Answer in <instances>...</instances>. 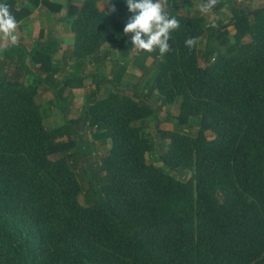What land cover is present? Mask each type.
<instances>
[{
  "label": "trees",
  "instance_id": "16d2710c",
  "mask_svg": "<svg viewBox=\"0 0 264 264\" xmlns=\"http://www.w3.org/2000/svg\"><path fill=\"white\" fill-rule=\"evenodd\" d=\"M13 1L0 3L17 21ZM99 1L76 8L67 0L57 18L70 22L74 59L96 56L105 44L122 53L132 47V34L123 32L132 15L126 0H109L110 12ZM183 1L163 0L180 27L170 52L142 51L154 68L143 96L114 83L61 126L45 125L37 82L50 86L49 102L56 104L64 87L84 78L55 80L58 39L0 50V264H264V6L251 11L237 0H218L213 11L225 7V26L234 29L221 48L211 42L227 28L208 30L201 13L180 10ZM189 37L198 38L191 52ZM33 69L39 73L32 83L17 80ZM151 96L162 106L178 105L180 127L199 119L194 132L158 123L156 134L168 140L160 165L145 156L152 143L142 122L155 106L143 97ZM79 125L108 142L99 157L104 180L87 205L73 167L81 147L71 133Z\"/></svg>",
  "mask_w": 264,
  "mask_h": 264
},
{
  "label": "rangeland",
  "instance_id": "374dc122",
  "mask_svg": "<svg viewBox=\"0 0 264 264\" xmlns=\"http://www.w3.org/2000/svg\"><path fill=\"white\" fill-rule=\"evenodd\" d=\"M238 2H241L242 5L248 9L253 10L255 8L264 6V0H237ZM206 2V0H185L182 2V4L179 6L181 11H188L191 13H201L206 18V24L207 29H215L217 27H220V29L227 28V32L224 36L221 37V39H215L211 42L213 46L223 47L225 44L224 42H231L232 38L231 35L234 32V29L232 26H225L228 24L229 21V15L224 7L219 13H215V11L203 13L200 11V4ZM67 25H69V21H67ZM246 39V38H245ZM205 41L204 38L201 39V44ZM67 45H64V50L70 48L71 51V44L65 43ZM224 44V45H223ZM225 51V49H222ZM136 51V54L134 52ZM142 55V51H138L135 48H131V55L132 56H139ZM130 55V54H129ZM120 58V56H119ZM134 61H137L134 59ZM148 65L151 63L150 67L147 66L146 71H142L141 76V82L140 85L138 84V87L136 89L137 92L142 91L143 86L146 87L148 83L151 82V78L153 76L154 68H152V60L149 58L146 62ZM135 65L136 63H132ZM132 64H130V67H132ZM36 68V67H35ZM7 71H9V74H12L14 72V67L11 66L7 68ZM39 73L38 70L33 69V75L30 74L29 76L20 73L17 80L26 82V83H32L33 78L37 76ZM82 76H85V80L80 83V85L77 84L76 81H72L67 85V87H64V89L60 93V98L58 103H50L48 97L50 96L49 93H51L52 89L50 86L48 88L45 87L44 84H40V93L37 97V102L39 103L40 107L44 110L45 114V125L49 128L61 126L64 124V122L68 119L74 120L75 118L79 117L81 115V110L86 106V103L88 102V99H86V95L89 92V86L90 82L93 77L90 74V72H87L86 70L81 71V73H75ZM13 75V74H12ZM91 78V79H90ZM61 80H59L60 82ZM135 82V80H132V77L130 78L129 84L127 87L131 86V84ZM105 84L107 86V90L103 92L102 95H105L111 88L115 89V86L112 85L115 83L110 81H106ZM92 84V82H91ZM143 85V86H141ZM133 86V85H132ZM140 86V87H139ZM53 96V92H52ZM96 99V98H93ZM150 102L154 104L155 106V112L148 117L146 120L142 122V124L145 127L146 133L148 132L150 135L152 148L146 152V158L148 162L154 164V165H160L159 162V153L167 146L168 140H164L159 138V136L156 134V126L158 123L161 125V128H167V129H173L176 127H180L177 125V119L175 118L179 113H181V110L178 108V105H172L170 107H165L160 105L159 102L156 100L154 101V97L151 96ZM67 105V107L64 106ZM63 107V110L61 108ZM67 110H64L66 109ZM77 125V124H76ZM199 125V119L198 118H189L184 124L181 125L180 128H182L184 131L194 132ZM94 132V127L84 128L83 126H78L76 130V134L71 133L72 138H77V143L80 145L81 149V156L78 153L75 154V158L73 159V167L76 173L78 174L81 182V186L83 188V192L79 196V200L82 204H90L93 201V195L92 190L95 187H98L99 183L104 180V173L99 168V157L105 152L108 142L101 141L99 139H94L92 137V133ZM210 135V134H209ZM77 148L73 147L72 151H76ZM174 176H178L180 178H183L186 173H178L174 172Z\"/></svg>",
  "mask_w": 264,
  "mask_h": 264
},
{
  "label": "crops",
  "instance_id": "0c3cea01",
  "mask_svg": "<svg viewBox=\"0 0 264 264\" xmlns=\"http://www.w3.org/2000/svg\"><path fill=\"white\" fill-rule=\"evenodd\" d=\"M66 2L67 0H14L13 4H11L12 9L21 13V19L17 20V29L13 33L15 36L14 42L22 43L26 48H32L39 43H44L50 37L57 38L60 43V50L53 59V62L58 69L54 78L56 81H59L69 75L82 76L75 73H81L83 70L90 72L92 75L91 77L93 78L91 80L92 84L90 82L89 92L86 95L88 102L94 100L93 98H100L103 96H101V94L107 90V86L104 83L107 80L110 82L115 81V83L119 85V88L125 90L128 94L141 93L140 96H143L142 92H145L146 87L141 85L143 86L141 88L139 86V89H142L140 92H137L136 89L142 80L141 70L144 72L147 70L145 69L147 66L150 67L151 63L146 65L147 59L149 60V58H151L153 64L152 57H144L143 55H140V53L139 56H132L131 48L133 49V46L127 50V52L122 53L119 48L105 44L101 47L96 56L80 60L72 57L70 48L64 50V45H67L65 43H69L71 46L73 45V33L70 29V22L69 25H67V21L69 20H57L59 16L65 14L64 7ZM81 2L82 0H72V3L76 8L81 5ZM98 7L104 11L110 12L112 5L109 0H100L98 2ZM23 8H25V10H22ZM27 9H30L28 11L29 13L23 17L22 14ZM10 43L13 42L5 40L3 34L0 33V50ZM134 54H136V51ZM134 59L137 61H134ZM132 63L136 64L133 65ZM130 64H132V67L134 66L135 70L130 67ZM82 77L85 80V76ZM131 77L135 82L127 87ZM98 80H102L103 83L98 85ZM44 85L48 88L47 84ZM52 92L53 91L49 93L50 96L46 100L50 101L53 98ZM143 98L146 101L147 99H150V97Z\"/></svg>",
  "mask_w": 264,
  "mask_h": 264
},
{
  "label": "clouds",
  "instance_id": "9594fccd",
  "mask_svg": "<svg viewBox=\"0 0 264 264\" xmlns=\"http://www.w3.org/2000/svg\"><path fill=\"white\" fill-rule=\"evenodd\" d=\"M218 0H206L200 4V11L211 12ZM131 16L123 28L124 34L131 33V44L138 51L153 52L157 49L161 55L172 50L169 39L173 31L178 30L180 22L175 16H170L165 9L163 0H126ZM115 11L114 6L110 9ZM17 29V21L11 14L6 3H0V33L5 40L15 41L13 33ZM197 37L185 40L189 52L197 45Z\"/></svg>",
  "mask_w": 264,
  "mask_h": 264
}]
</instances>
